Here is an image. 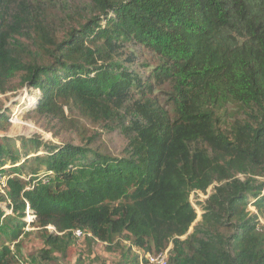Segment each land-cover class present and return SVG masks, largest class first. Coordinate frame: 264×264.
Returning <instances> with one entry per match:
<instances>
[{"label":"trees","instance_id":"trees-1","mask_svg":"<svg viewBox=\"0 0 264 264\" xmlns=\"http://www.w3.org/2000/svg\"><path fill=\"white\" fill-rule=\"evenodd\" d=\"M82 6L74 15L57 0H0V95L32 89L26 116L42 127L68 109L126 144L113 156L94 136L22 138L20 148L5 137L0 264H20L11 246L26 227L43 231L45 260L84 230L145 252L171 246L169 264H264V0ZM136 50L157 57L145 75ZM9 117L1 111V131Z\"/></svg>","mask_w":264,"mask_h":264},{"label":"rangeland","instance_id":"rangeland-1","mask_svg":"<svg viewBox=\"0 0 264 264\" xmlns=\"http://www.w3.org/2000/svg\"><path fill=\"white\" fill-rule=\"evenodd\" d=\"M57 1L62 4L63 9L69 8L75 15L74 11L81 10L83 2L88 0H70L69 3H66L65 0ZM63 20L71 24L65 16H63ZM63 29L64 25L62 23L60 31ZM65 29L68 31L67 27ZM135 53L137 57L136 66L143 75L148 73L149 67L153 68L158 64L157 57L153 54L146 53L144 50H136ZM38 98L39 92L27 88H22L19 91L10 92L6 95H0V113L1 111H8L10 115L9 125L6 122L2 124L7 130H0L1 143L6 137L12 139L17 148L21 147L20 139L22 138H39L44 143H54L57 145L69 141L80 144L81 142H85L88 137L94 136L96 137L94 142L106 149L108 153L113 156L121 154L126 141L118 132L105 131L99 125H95L77 116V112L70 113L68 109H65L66 121L58 125L54 123L55 125L52 126L53 130H48L42 127L37 120L28 118L26 114L35 106ZM9 169L10 166L8 165L2 173L8 176L10 174ZM209 194H211V189L208 191ZM199 197L198 201H205L208 198L203 193H199ZM191 200L198 214V218L194 224L196 225L201 221L203 212L202 208L195 203L197 196H192ZM1 206L4 210H7L5 204H1ZM252 211L256 212V209H252ZM27 221L30 222L31 218ZM261 224L264 225L262 220ZM7 229L0 233V246L7 241L3 236V233H8ZM192 231L193 229L190 230V233ZM49 232H52V230H49ZM11 248L14 258L23 264H76L79 258H82L86 264H140L142 253V251L134 248L129 241H126L124 237L115 238L110 244H106L94 242L91 238L77 239L73 236L72 244L65 256L54 254L45 260L43 252L47 248L44 245V234L43 231H38L36 227H26L24 235Z\"/></svg>","mask_w":264,"mask_h":264},{"label":"built area","instance_id":"built-area-1","mask_svg":"<svg viewBox=\"0 0 264 264\" xmlns=\"http://www.w3.org/2000/svg\"><path fill=\"white\" fill-rule=\"evenodd\" d=\"M3 170H0V196H7L8 193V180L9 177L2 173ZM50 230H54L53 228H49ZM74 236L77 239L81 238H91V234L84 230H77L74 232ZM170 250L168 248L164 251L158 253H141L140 264H169L170 259ZM20 264H23L19 261Z\"/></svg>","mask_w":264,"mask_h":264},{"label":"clouds","instance_id":"clouds-1","mask_svg":"<svg viewBox=\"0 0 264 264\" xmlns=\"http://www.w3.org/2000/svg\"><path fill=\"white\" fill-rule=\"evenodd\" d=\"M135 248V247H134ZM169 248H171V246L169 247ZM136 249H138V250H140V251H142V252H144V253H152V252H145L143 249H140V248H136ZM168 249V248H167Z\"/></svg>","mask_w":264,"mask_h":264},{"label":"bare ground","instance_id":"bare-ground-1","mask_svg":"<svg viewBox=\"0 0 264 264\" xmlns=\"http://www.w3.org/2000/svg\"><path fill=\"white\" fill-rule=\"evenodd\" d=\"M25 98V97H24ZM27 100V99H26ZM23 101V100H22ZM29 101V100H28ZM52 228V227H51Z\"/></svg>","mask_w":264,"mask_h":264}]
</instances>
